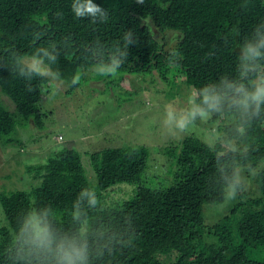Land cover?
Returning <instances> with one entry per match:
<instances>
[{"label":"trees","instance_id":"obj_1","mask_svg":"<svg viewBox=\"0 0 264 264\" xmlns=\"http://www.w3.org/2000/svg\"><path fill=\"white\" fill-rule=\"evenodd\" d=\"M90 2L101 11L77 18L73 9L89 0H0V90L25 121L19 125L0 100V141L18 147L19 157L26 146L19 127H43L40 104L51 82L29 71L27 57L43 60L69 92L87 84L94 66L161 79L174 69L200 104L197 89L206 82L218 84L225 73L238 79L237 45L246 37L253 43L264 38V24H259L264 0ZM152 28L177 34L176 45L167 49ZM209 120L219 128L216 143L187 136L167 148L175 161L170 176L159 167L152 170L143 146L93 152L96 185L75 149L64 148L46 163L26 167L39 184L31 191L0 193L6 218L0 228V264H30L31 245L15 229L24 226V210L40 205L53 207L55 214L50 211L47 220L58 236L79 232L88 241L90 264H264V105L253 123H245L227 102ZM236 176L241 182L237 198L224 203ZM86 187L95 191L97 203L79 197L80 219L73 220V202ZM118 191L130 197L115 202ZM221 204L227 207L224 214L207 224V206L213 210ZM34 211L43 215L44 209Z\"/></svg>","mask_w":264,"mask_h":264},{"label":"rangeland","instance_id":"obj_2","mask_svg":"<svg viewBox=\"0 0 264 264\" xmlns=\"http://www.w3.org/2000/svg\"><path fill=\"white\" fill-rule=\"evenodd\" d=\"M152 29L167 49L176 45L177 34L169 32L163 35ZM33 59L27 57L25 60L31 64ZM41 67L47 70L51 79L44 86V101L40 104L45 114L43 127L35 123L19 127V136L26 144L20 150L21 157L18 156V147L0 141V193L31 191L39 182L31 179L26 167L44 164L64 148L80 153L89 181L96 185L97 178L90 162L93 152L115 146H143L150 152L152 170L159 167L170 176L175 161L167 148L180 144L187 136H195L214 145L220 135L218 125L210 122L209 118H197L185 134L174 123L167 122L170 111L179 118L194 102L192 88L174 69L166 73V79H161L155 74L113 73L107 67L94 66L88 73V80H85L87 84L69 92L68 85L49 67L44 63ZM0 100L18 124L23 125L25 121L18 114L15 103L1 90ZM149 177L154 178L151 174ZM129 197L118 191L112 200L116 202ZM210 207L206 208L207 224L216 222L227 208L226 204L212 206L213 210H209ZM4 225L6 218L0 204V228Z\"/></svg>","mask_w":264,"mask_h":264},{"label":"clouds","instance_id":"obj_3","mask_svg":"<svg viewBox=\"0 0 264 264\" xmlns=\"http://www.w3.org/2000/svg\"><path fill=\"white\" fill-rule=\"evenodd\" d=\"M143 2V0H139ZM76 17H83L86 14L95 16L101 11L100 7L91 4L90 0L86 6L77 7L73 9ZM259 24H264L262 20ZM257 25L254 26V28ZM235 31V28L232 29ZM258 34V28H257ZM238 52L235 71L238 73L237 80L229 79V74L221 75L219 83L211 80L203 84L197 90L202 95V103H192L190 109L181 113L179 118L173 112H169L168 123H174L175 127L181 133H187L190 124H194L197 118L206 120L212 112H221L224 104L227 102L229 109L235 108L241 114L245 123H253V118L258 117L261 112V105H264V38H261L256 43L246 37L243 43L237 45ZM54 59V58H52ZM43 60L33 59L29 65V71L37 73L41 76L47 75V70L43 69L41 65ZM115 72V68L110 69ZM252 74H255L254 79H250ZM73 83H79L75 78ZM216 89H219L217 91ZM264 127V123L260 124ZM241 188V182L238 176L233 178V181L227 186L226 202L229 203L237 198V191ZM243 193V192H241ZM89 196V204L95 205L97 203L94 190L87 187L79 192L77 200L73 202L72 211L70 213L71 219H80L79 197ZM43 208V215L34 211L35 208ZM55 211L49 205L29 206L24 210L27 217L23 227L16 225L15 231L27 237V243L31 245L29 261L30 264H90V249L88 241L81 238V233L73 236H58L51 223L48 222L47 216L49 212ZM19 251L23 252V248ZM101 259L102 257H95Z\"/></svg>","mask_w":264,"mask_h":264}]
</instances>
